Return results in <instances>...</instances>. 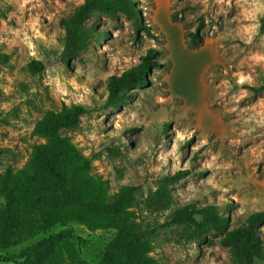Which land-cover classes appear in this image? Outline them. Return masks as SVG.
<instances>
[{
  "label": "rangeland",
  "instance_id": "1",
  "mask_svg": "<svg viewBox=\"0 0 264 264\" xmlns=\"http://www.w3.org/2000/svg\"><path fill=\"white\" fill-rule=\"evenodd\" d=\"M84 1L0 0V176L30 168L34 149L48 143L34 133L48 111L100 108L107 80L154 50L147 87L61 136L91 160L108 200L137 188L129 221L155 232L147 257L156 264H244L217 233L199 239L162 226L191 204H213L234 225L264 211V94L252 90L264 84V0H135L154 37L137 36L123 15L96 14L88 27L99 34L68 62L60 22ZM200 18L203 41L193 46L188 35ZM33 61L42 72L33 73ZM179 171L192 173L164 187ZM63 229L72 230L84 264H101L117 234L84 220L56 232ZM259 234L264 240V224ZM23 249L1 251L0 264H19L10 258Z\"/></svg>",
  "mask_w": 264,
  "mask_h": 264
},
{
  "label": "trees",
  "instance_id": "2",
  "mask_svg": "<svg viewBox=\"0 0 264 264\" xmlns=\"http://www.w3.org/2000/svg\"><path fill=\"white\" fill-rule=\"evenodd\" d=\"M115 19L120 15L132 21L136 35L140 32L154 37L144 25L135 0H85L68 17L61 20L65 31L64 58L70 62L85 53L99 34L88 27L96 15ZM175 15V19H177ZM204 20L200 18L196 31L189 33V42L196 46L203 41ZM158 53L149 50L139 64L106 82L107 99L100 108L75 104L61 111H48L34 127V133L44 137L46 145L37 146L30 168L0 176V252L23 247L10 261L19 264H84L71 229V223L84 220L94 226L117 231L103 255L101 264H156L147 257L152 231L139 232L129 221L128 209L135 201V187H123L108 200L105 185L90 175L91 160L62 132L81 123L84 116H93L108 108H119L130 99L129 92L150 84L148 75L157 65ZM34 74L43 71L40 62L29 64ZM264 94V84L252 88ZM167 129H163L166 133ZM191 171L176 172L164 179V187L180 182ZM164 202L168 203L166 199ZM213 204L204 207L187 205L175 210L162 228H185L197 238L217 233L220 244L230 249L244 264H258L264 252V240L259 228L264 224V211L251 214L236 222L220 213ZM56 232V233H55Z\"/></svg>",
  "mask_w": 264,
  "mask_h": 264
}]
</instances>
